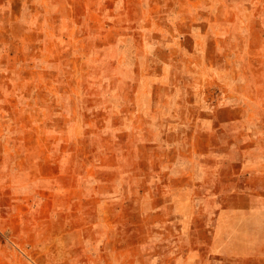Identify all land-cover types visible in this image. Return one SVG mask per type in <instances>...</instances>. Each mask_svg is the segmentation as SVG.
Wrapping results in <instances>:
<instances>
[{"label": "rangeland", "instance_id": "rangeland-1", "mask_svg": "<svg viewBox=\"0 0 264 264\" xmlns=\"http://www.w3.org/2000/svg\"><path fill=\"white\" fill-rule=\"evenodd\" d=\"M0 264H264V0H0Z\"/></svg>", "mask_w": 264, "mask_h": 264}]
</instances>
